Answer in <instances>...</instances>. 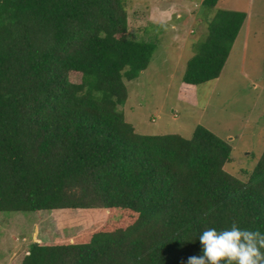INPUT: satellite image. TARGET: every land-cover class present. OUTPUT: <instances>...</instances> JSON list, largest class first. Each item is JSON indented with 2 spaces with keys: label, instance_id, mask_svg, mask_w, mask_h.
Masks as SVG:
<instances>
[{
  "label": "trees",
  "instance_id": "16d2710c",
  "mask_svg": "<svg viewBox=\"0 0 264 264\" xmlns=\"http://www.w3.org/2000/svg\"><path fill=\"white\" fill-rule=\"evenodd\" d=\"M246 17L210 16L185 83L220 76ZM156 47L131 38L125 0H0V213H107L33 240L16 264H188L207 228L264 232V152L243 179L225 168L231 143L207 127L140 134L126 120L125 78Z\"/></svg>",
  "mask_w": 264,
  "mask_h": 264
},
{
  "label": "rangeland",
  "instance_id": "374dc122",
  "mask_svg": "<svg viewBox=\"0 0 264 264\" xmlns=\"http://www.w3.org/2000/svg\"><path fill=\"white\" fill-rule=\"evenodd\" d=\"M125 0L133 40L157 44L147 69L125 78L128 98L120 108L140 134L175 133L191 137L203 125L232 145L227 171L247 179L264 152V0ZM173 4V1H171ZM178 4V5H179ZM243 11L246 20L217 79L184 82L188 61L209 35L217 10ZM107 217L100 209L0 213V264H16L33 240L69 236Z\"/></svg>",
  "mask_w": 264,
  "mask_h": 264
},
{
  "label": "clouds",
  "instance_id": "9594fccd",
  "mask_svg": "<svg viewBox=\"0 0 264 264\" xmlns=\"http://www.w3.org/2000/svg\"><path fill=\"white\" fill-rule=\"evenodd\" d=\"M202 255L188 264H264V232L242 228L237 222L217 230L207 228L199 236Z\"/></svg>",
  "mask_w": 264,
  "mask_h": 264
},
{
  "label": "crops",
  "instance_id": "0c3cea01",
  "mask_svg": "<svg viewBox=\"0 0 264 264\" xmlns=\"http://www.w3.org/2000/svg\"><path fill=\"white\" fill-rule=\"evenodd\" d=\"M166 1H168V0H166ZM171 1H173V4H171ZM168 3L170 4V7L169 8H166L167 9V12H165L164 10H162L163 7H161L160 9H158V11L156 10V12L151 13V17L152 18L155 17L154 19H156L157 18V14L159 15V10H160V14L161 15H165V17H162L161 19H165V18L169 17V15H171L170 10L171 11H173V10L179 11L181 9L180 8V4H179L180 3L179 0H169ZM202 3H203V1H202Z\"/></svg>",
  "mask_w": 264,
  "mask_h": 264
}]
</instances>
